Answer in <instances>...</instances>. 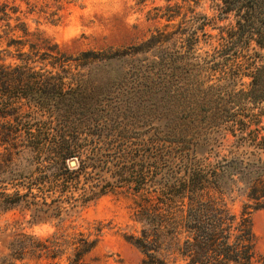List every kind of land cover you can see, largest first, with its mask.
Returning a JSON list of instances; mask_svg holds the SVG:
<instances>
[{"label":"trees","instance_id":"obj_1","mask_svg":"<svg viewBox=\"0 0 264 264\" xmlns=\"http://www.w3.org/2000/svg\"><path fill=\"white\" fill-rule=\"evenodd\" d=\"M12 1L0 4V214L21 208L56 230L17 234L0 264H89L105 226L66 222L111 194L133 202L139 230L123 237L142 264H264L252 221L264 0H211L212 16L203 0H165L147 19L166 24L146 39L76 55L27 21L57 23L74 0Z\"/></svg>","mask_w":264,"mask_h":264},{"label":"rangeland","instance_id":"obj_2","mask_svg":"<svg viewBox=\"0 0 264 264\" xmlns=\"http://www.w3.org/2000/svg\"><path fill=\"white\" fill-rule=\"evenodd\" d=\"M5 1L13 2L0 0V4ZM15 4H21L27 11L21 1ZM166 4L165 0H148L145 4H140L139 0H74L59 11L57 23H52L42 13L28 14L27 21L32 31L39 28L62 51L76 55L88 50L128 46L146 39L166 24L148 21V13ZM198 11L212 16L211 0H203ZM133 207L132 200L111 194L68 219L66 226L86 233L98 224L105 226L99 245L88 259L89 264H142V252L123 237L139 230V225L133 221ZM231 207L239 214L242 203L236 201ZM30 219L31 214L21 208L0 214V256L8 253V244L17 234L46 238L56 230V222L32 226ZM252 221L258 251L264 255V210L256 212Z\"/></svg>","mask_w":264,"mask_h":264},{"label":"water","instance_id":"obj_3","mask_svg":"<svg viewBox=\"0 0 264 264\" xmlns=\"http://www.w3.org/2000/svg\"><path fill=\"white\" fill-rule=\"evenodd\" d=\"M70 165H71L72 167H75V166H76V162L73 160V161L70 162Z\"/></svg>","mask_w":264,"mask_h":264}]
</instances>
